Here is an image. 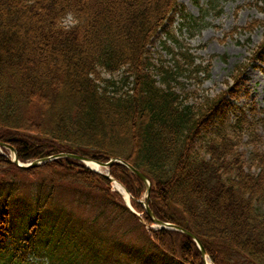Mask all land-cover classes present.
I'll use <instances>...</instances> for the list:
<instances>
[{
    "label": "trees",
    "instance_id": "1",
    "mask_svg": "<svg viewBox=\"0 0 264 264\" xmlns=\"http://www.w3.org/2000/svg\"><path fill=\"white\" fill-rule=\"evenodd\" d=\"M252 4L264 12V0ZM178 5L0 0V142L20 162L58 152L99 162L120 158L150 180L153 215L193 233L206 260L264 264V211L258 209L264 203V148L257 147L264 111L233 106L229 119L225 110L247 67L264 73V18L232 28L263 30L229 71L230 82L224 78V87L210 95L200 88L209 64L163 26ZM159 29L177 46L162 41L168 57L155 63L149 44ZM107 173L128 192L144 223L107 178L77 160L56 157L20 168L0 147V264H205L186 234L145 226L151 222L137 201L144 191L137 176L116 161ZM36 175L46 178L47 190L39 184L28 204L31 213L16 232L9 216L18 185L11 180L4 188L5 180ZM64 182L85 198L98 194L103 210L134 225L115 235L104 223L96 226L97 216L79 219L55 206L52 198ZM127 231L135 243L123 241Z\"/></svg>",
    "mask_w": 264,
    "mask_h": 264
},
{
    "label": "rangeland",
    "instance_id": "2",
    "mask_svg": "<svg viewBox=\"0 0 264 264\" xmlns=\"http://www.w3.org/2000/svg\"><path fill=\"white\" fill-rule=\"evenodd\" d=\"M178 10L175 12V18L168 24H164L169 32L173 34L177 40L188 47V51L197 55L202 63L209 64V77L200 85L205 92L212 95L224 87L222 80L228 79V73L237 62L243 61L245 56L249 54L250 47L253 46L260 38L263 27L255 25L250 31H243L235 26L248 23L252 18H264V12L259 11L253 4V0H178ZM182 21L183 23H181ZM162 41L166 45L176 47V41L166 34L163 30L157 31L152 42L149 44L150 55L153 62H157L158 58H167L168 53L162 45ZM253 64H257L253 61ZM106 77L109 75L105 74ZM112 77L118 78L116 73ZM184 83V87L191 89V82ZM238 88L234 97L227 98V106L225 108L229 119L232 118L231 108L242 107L247 109L249 105H253L256 110L264 111V73L259 69L249 66L245 69L238 82ZM181 86H176L179 89ZM229 110V111H228ZM260 141L257 143L259 149L264 148V135L261 130L257 129ZM243 140V139H242ZM239 150L245 151L243 145L239 146ZM246 152L244 153V155ZM10 155V153H9ZM31 161V160H30ZM22 162V163H27ZM103 170V169H101ZM17 183L16 191L17 200L13 207L10 208V225L16 232L21 230L23 222L30 215V205L32 195L38 190V186L42 183L43 192L47 189L45 184L46 178L42 175L35 177H16L6 179V185L9 186L10 181ZM69 183L64 187L59 185L53 196V204L55 206H63L66 212H71L73 217L79 219H91L97 216L96 226H104L109 231L117 235L119 232L125 231L134 225L133 219L117 218L116 212L112 209L103 210L99 204V195H78L71 188ZM74 187H78L77 185ZM111 190H116L112 184ZM122 199V193L116 190ZM84 192V190L82 191ZM123 203L124 199H122ZM127 202V201H126ZM258 209L264 211V203L258 204ZM102 213H99L101 212ZM139 216L141 215L138 212ZM72 217V216H71ZM72 217V219H73ZM114 217V218H113ZM147 227V225H145ZM123 241L126 243H135L136 239L133 231H127Z\"/></svg>",
    "mask_w": 264,
    "mask_h": 264
},
{
    "label": "water",
    "instance_id": "3",
    "mask_svg": "<svg viewBox=\"0 0 264 264\" xmlns=\"http://www.w3.org/2000/svg\"><path fill=\"white\" fill-rule=\"evenodd\" d=\"M0 146L1 147H5L9 150L10 153V159L11 161L17 165L20 168H28V167H33L36 165H39L41 162L47 161L49 159L52 158H56V157H66V158H71L74 160H77L78 162L83 163L86 167H88L86 165V163L88 162H93L101 167H103L104 169H106L109 165H111L113 162L117 161L119 163H121L122 165H124L131 173H133L135 176H137L143 183L144 185V191H143V196H142V200L139 201L143 207V211L145 212L146 216L148 217V219L151 222V226H149V228H165V229H172V230H177L179 232H182L184 234H186L187 236H189L195 243L196 247L198 248L201 257L204 259L205 258V252L203 250V247L201 245V243L198 241V239L196 238V236L191 233L190 231L186 230L185 228L175 225L171 222H166V221H161L159 219H157L152 211L150 210V208L148 207V193H149V187H150V180L146 177V175H144L142 172H140L139 170L135 169L134 167H132L130 164H128L126 161L120 159V158H115V157H110L107 161L105 162H99V161H95L92 160L84 155H80V154H73V153H66V152H59L56 153L50 157H42V158H38V159H34L31 160L27 163H21L17 160L16 158V154L14 149L9 146L6 143L0 142ZM89 168V167H88ZM94 170V169H92ZM97 173L102 174L105 178H107L110 182H114L115 180L113 178H111L107 172H102L99 170H94ZM131 212H133L135 215L138 216L137 213H135L133 210H130ZM206 264H208L206 262Z\"/></svg>",
    "mask_w": 264,
    "mask_h": 264
},
{
    "label": "bare ground",
    "instance_id": "4",
    "mask_svg": "<svg viewBox=\"0 0 264 264\" xmlns=\"http://www.w3.org/2000/svg\"><path fill=\"white\" fill-rule=\"evenodd\" d=\"M86 165L91 168V169H94V170H101V167L93 162H88L86 163ZM112 186L118 190L119 192L122 193V196L124 197V199L127 201V194L123 191V189L120 187V185L117 183V182H112Z\"/></svg>",
    "mask_w": 264,
    "mask_h": 264
}]
</instances>
